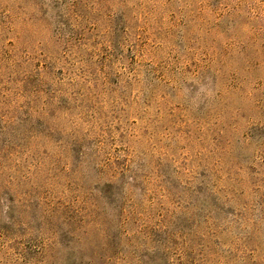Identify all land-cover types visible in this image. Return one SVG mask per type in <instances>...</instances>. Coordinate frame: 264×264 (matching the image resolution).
Listing matches in <instances>:
<instances>
[{
	"label": "rangeland",
	"instance_id": "1",
	"mask_svg": "<svg viewBox=\"0 0 264 264\" xmlns=\"http://www.w3.org/2000/svg\"><path fill=\"white\" fill-rule=\"evenodd\" d=\"M0 264H264V0H0Z\"/></svg>",
	"mask_w": 264,
	"mask_h": 264
}]
</instances>
